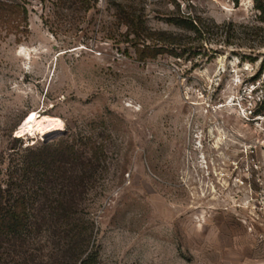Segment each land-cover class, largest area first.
Segmentation results:
<instances>
[{
    "label": "rangeland",
    "instance_id": "1",
    "mask_svg": "<svg viewBox=\"0 0 264 264\" xmlns=\"http://www.w3.org/2000/svg\"><path fill=\"white\" fill-rule=\"evenodd\" d=\"M6 1L19 13L15 27L0 18V186L46 139L73 144L80 161L96 155L73 219L44 222L22 245L0 233V264H54L92 246L98 264H264V29L245 26L253 0ZM122 4L153 28H169L178 7L236 32L139 60ZM31 111L64 130L18 133Z\"/></svg>",
    "mask_w": 264,
    "mask_h": 264
},
{
    "label": "trees",
    "instance_id": "2",
    "mask_svg": "<svg viewBox=\"0 0 264 264\" xmlns=\"http://www.w3.org/2000/svg\"><path fill=\"white\" fill-rule=\"evenodd\" d=\"M18 8V3L0 0V18L15 27ZM253 8L254 20L249 25H244L259 32L264 29L259 24L264 22V0H253ZM120 14L134 36L135 53L139 60L154 58L162 52L178 57L185 53L192 54L204 47L203 39L207 36L217 35L227 41L236 32V23L233 21L218 23L197 13L182 11L178 7L175 12L166 16L169 28L146 25L142 14L131 5L122 4ZM260 111L262 110L254 109L253 112ZM76 151L73 144L62 139H46L29 148L19 167L21 174L15 176V181H10L5 187L0 186V233L11 234L17 244L22 245L27 233L44 222L51 224L53 229H60L73 219L72 206L78 198L77 193H80L78 187L84 184L85 174L94 166L93 159L96 155L92 151L85 161H80ZM68 160L72 161L71 168L65 166ZM28 183L30 185L26 186ZM11 185L16 187L13 193H9ZM5 194L13 196L12 200ZM87 244L88 238L85 246ZM64 252L62 260L54 264H98L96 246H92L88 252L86 248L75 251L73 247H68ZM25 260L26 258L22 264H25Z\"/></svg>",
    "mask_w": 264,
    "mask_h": 264
},
{
    "label": "bare ground",
    "instance_id": "3",
    "mask_svg": "<svg viewBox=\"0 0 264 264\" xmlns=\"http://www.w3.org/2000/svg\"><path fill=\"white\" fill-rule=\"evenodd\" d=\"M17 130L18 133L46 139L51 135L62 132L64 125L57 119L48 117L39 111H31L17 125Z\"/></svg>",
    "mask_w": 264,
    "mask_h": 264
}]
</instances>
